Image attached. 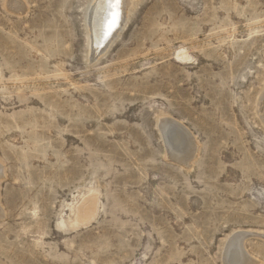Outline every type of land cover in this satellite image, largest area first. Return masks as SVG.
I'll use <instances>...</instances> for the list:
<instances>
[{"label":"rangeland","instance_id":"374dc122","mask_svg":"<svg viewBox=\"0 0 264 264\" xmlns=\"http://www.w3.org/2000/svg\"><path fill=\"white\" fill-rule=\"evenodd\" d=\"M93 2L0 0V264H224L264 234V0H133L98 52Z\"/></svg>","mask_w":264,"mask_h":264},{"label":"bare ground","instance_id":"6f19581e","mask_svg":"<svg viewBox=\"0 0 264 264\" xmlns=\"http://www.w3.org/2000/svg\"><path fill=\"white\" fill-rule=\"evenodd\" d=\"M132 1L133 0H95V2H93V4L90 6L88 15L86 17V24L88 26L89 31H91L92 33L90 35H92L95 40V44H96V48L94 50L95 52H98L101 49L106 48L117 36L119 30L122 28L125 22L127 8L131 5ZM14 10L16 11L17 8ZM259 108H260L261 119L264 122V96L261 97ZM162 126H163L162 134L164 136L165 141L169 143L168 145L169 151L172 153V155L178 154L179 156L178 160L180 159L182 161L186 160L185 162H187V160H189L187 159L188 157L186 156L184 157L179 152H177L176 154V151L173 148L174 146L180 145V142L185 140L184 134H180V132H182L180 130L181 127L178 126V124H176L175 122H171L170 120H165ZM186 141L187 140L183 141V143H186ZM193 147L194 146L192 145V148ZM192 151L191 149H189L188 152L190 153ZM0 177H1V170H0ZM81 213H82L81 210H78L77 215L80 216ZM82 221L84 220L82 219ZM251 235L258 236L259 238L264 240V234L250 232V231L237 232L228 239L223 255L224 264H255L256 263L255 260L250 258L245 253L243 248V241H245V239Z\"/></svg>","mask_w":264,"mask_h":264}]
</instances>
